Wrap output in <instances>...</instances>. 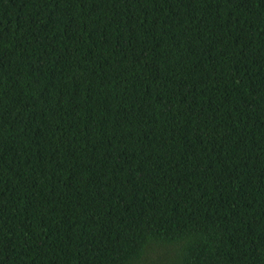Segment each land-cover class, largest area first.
<instances>
[{
	"label": "trees",
	"instance_id": "1",
	"mask_svg": "<svg viewBox=\"0 0 264 264\" xmlns=\"http://www.w3.org/2000/svg\"><path fill=\"white\" fill-rule=\"evenodd\" d=\"M0 264H264V0H0Z\"/></svg>",
	"mask_w": 264,
	"mask_h": 264
}]
</instances>
